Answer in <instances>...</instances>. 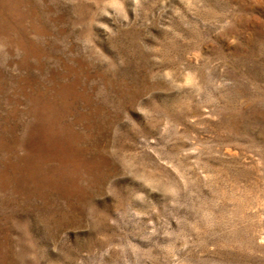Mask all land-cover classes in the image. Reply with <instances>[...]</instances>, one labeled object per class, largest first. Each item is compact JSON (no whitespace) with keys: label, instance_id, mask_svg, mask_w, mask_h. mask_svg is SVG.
<instances>
[{"label":"rangeland","instance_id":"obj_1","mask_svg":"<svg viewBox=\"0 0 264 264\" xmlns=\"http://www.w3.org/2000/svg\"><path fill=\"white\" fill-rule=\"evenodd\" d=\"M0 264H264V0H0Z\"/></svg>","mask_w":264,"mask_h":264}]
</instances>
